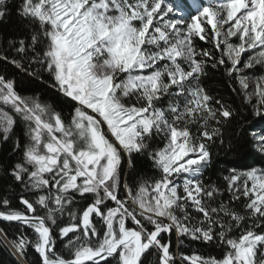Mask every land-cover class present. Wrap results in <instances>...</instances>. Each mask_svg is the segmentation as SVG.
<instances>
[{
    "label": "snow or ice",
    "instance_id": "1",
    "mask_svg": "<svg viewBox=\"0 0 264 264\" xmlns=\"http://www.w3.org/2000/svg\"><path fill=\"white\" fill-rule=\"evenodd\" d=\"M8 8L0 0V18ZM15 10L28 37L0 62L56 95H22L0 75L3 141L23 125L5 168L19 205L0 197V221L18 226L24 264L29 248L37 264H264V166L228 169L224 189L204 178L236 115L204 80L223 68L247 90L242 73L264 68V0H20ZM252 78L245 103L255 95L264 119V74ZM248 135L264 154V128ZM184 238L221 254H187Z\"/></svg>",
    "mask_w": 264,
    "mask_h": 264
},
{
    "label": "trees",
    "instance_id": "2",
    "mask_svg": "<svg viewBox=\"0 0 264 264\" xmlns=\"http://www.w3.org/2000/svg\"><path fill=\"white\" fill-rule=\"evenodd\" d=\"M19 3L20 0H8V12L3 18H0V49H6L9 41H18L28 37L26 25L15 10ZM0 75L15 79L17 90L22 95L39 94L46 100H56L54 90L49 89L47 85H42L40 80L28 76L26 72L16 68L14 65L0 62ZM230 83L236 88V91L232 90V87L229 86ZM204 85L213 95L221 96L236 111V115L223 128L224 143L220 144L217 141L212 145V165L207 169L204 176L206 181L210 180L217 183L224 189L223 176L228 174V169L234 167L237 171H244L252 166H264V156L253 148V142L248 135L250 130L254 129L259 132L260 129L264 128V119L253 116L252 113L254 111L248 103H245L243 89L235 80H229L223 68L210 70L208 77L204 80ZM64 111L67 114L66 107ZM22 128L23 125L20 124L16 128V135L6 142L3 141L2 134H0V197L8 198L17 206L19 205L18 197L22 189L10 178L5 168L18 158V153L14 152V143L17 137L23 136ZM145 171L149 175L151 174L150 168H146ZM223 199L226 201L230 199L227 191H223ZM243 203V200L236 201L234 206L243 212ZM4 233L7 234L6 237ZM18 235V226L16 224L0 222V264H24V259L18 257L14 253V249L13 252L8 246L9 244L12 247L11 241ZM171 239L172 250L175 252L177 246L175 233L172 234ZM184 241L185 243L181 245V250L187 254H191L192 250L205 255L219 256L221 254L219 247L191 242L187 238H184ZM57 247L58 250L63 248L59 244ZM26 254L28 264H37L38 254L35 253L34 249H26ZM153 260L154 257L148 255L145 259V264H153Z\"/></svg>",
    "mask_w": 264,
    "mask_h": 264
},
{
    "label": "rangeland",
    "instance_id": "3",
    "mask_svg": "<svg viewBox=\"0 0 264 264\" xmlns=\"http://www.w3.org/2000/svg\"><path fill=\"white\" fill-rule=\"evenodd\" d=\"M244 59H247V54L244 55ZM260 74H264V68H262L261 66H256L255 68L251 69V70H246L245 73H242V75H246L247 79H246V83L248 84V89L244 90V97L250 93H254L255 92V88H256V83L254 81V79L252 78L253 75H260ZM239 84V83H238ZM261 87H264V85H261ZM252 99V104L250 105V108L254 111V107L253 104L256 102L257 97L255 95L251 96ZM253 142V141H252ZM256 149V148H255ZM261 153V152H260ZM262 154V153H261ZM264 156V154H262ZM8 244V243H7ZM9 248L13 251V248L8 244ZM14 252V251H13ZM15 253V252H14Z\"/></svg>",
    "mask_w": 264,
    "mask_h": 264
},
{
    "label": "bare ground",
    "instance_id": "4",
    "mask_svg": "<svg viewBox=\"0 0 264 264\" xmlns=\"http://www.w3.org/2000/svg\"><path fill=\"white\" fill-rule=\"evenodd\" d=\"M0 222H3V221H0ZM6 223H9V222H6Z\"/></svg>",
    "mask_w": 264,
    "mask_h": 264
},
{
    "label": "water",
    "instance_id": "5",
    "mask_svg": "<svg viewBox=\"0 0 264 264\" xmlns=\"http://www.w3.org/2000/svg\"><path fill=\"white\" fill-rule=\"evenodd\" d=\"M3 222H7V221H3Z\"/></svg>",
    "mask_w": 264,
    "mask_h": 264
}]
</instances>
